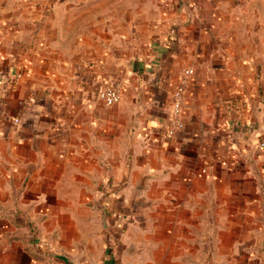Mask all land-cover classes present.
I'll use <instances>...</instances> for the list:
<instances>
[{
	"label": "crops",
	"instance_id": "obj_1",
	"mask_svg": "<svg viewBox=\"0 0 264 264\" xmlns=\"http://www.w3.org/2000/svg\"><path fill=\"white\" fill-rule=\"evenodd\" d=\"M228 2L0 0V264H264V69L185 24Z\"/></svg>",
	"mask_w": 264,
	"mask_h": 264
},
{
	"label": "rangeland",
	"instance_id": "obj_2",
	"mask_svg": "<svg viewBox=\"0 0 264 264\" xmlns=\"http://www.w3.org/2000/svg\"><path fill=\"white\" fill-rule=\"evenodd\" d=\"M147 2L149 0H139V9L142 8L141 4L145 8ZM189 3L190 0H187V5ZM188 9L185 13V24L196 20L205 22L209 28H214L217 23L218 26L221 24L222 29V24L228 23L229 25H224L223 31L229 33L228 39L233 44L230 47L239 52L246 50L251 58H257L258 61L254 60L252 63L260 80V71L264 69V0H229L224 8L215 6L207 12H188ZM154 15L155 21L158 22L162 21V18H171L167 13ZM141 16H144V20L139 19L141 23H149L148 18L152 17V13L139 14V18Z\"/></svg>",
	"mask_w": 264,
	"mask_h": 264
},
{
	"label": "built area",
	"instance_id": "obj_3",
	"mask_svg": "<svg viewBox=\"0 0 264 264\" xmlns=\"http://www.w3.org/2000/svg\"><path fill=\"white\" fill-rule=\"evenodd\" d=\"M195 76V70L189 68L179 77L175 91L172 96L171 114L168 119V124L165 129L166 136L172 138L177 133L185 129L183 119L184 105L188 94L190 82ZM98 99L107 108H112L118 105L122 100V89L112 84H105L98 92ZM20 118H14L13 124L19 125ZM254 147L259 152L264 153V115L262 120V130L254 135ZM205 172V171H204Z\"/></svg>",
	"mask_w": 264,
	"mask_h": 264
}]
</instances>
